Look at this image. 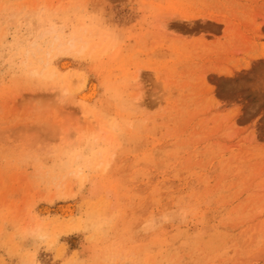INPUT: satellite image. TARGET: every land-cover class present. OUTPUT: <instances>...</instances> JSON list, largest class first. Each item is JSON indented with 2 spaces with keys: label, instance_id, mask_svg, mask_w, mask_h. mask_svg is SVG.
Returning a JSON list of instances; mask_svg holds the SVG:
<instances>
[{
  "label": "rangeland",
  "instance_id": "obj_1",
  "mask_svg": "<svg viewBox=\"0 0 264 264\" xmlns=\"http://www.w3.org/2000/svg\"><path fill=\"white\" fill-rule=\"evenodd\" d=\"M0 264H264V0H0Z\"/></svg>",
  "mask_w": 264,
  "mask_h": 264
},
{
  "label": "clouds",
  "instance_id": "obj_2",
  "mask_svg": "<svg viewBox=\"0 0 264 264\" xmlns=\"http://www.w3.org/2000/svg\"><path fill=\"white\" fill-rule=\"evenodd\" d=\"M176 215H178L181 219H183V218H186L187 213L184 212V210H180V212L177 213ZM173 218L174 217L172 215L165 214L159 218V221L160 223H170Z\"/></svg>",
  "mask_w": 264,
  "mask_h": 264
}]
</instances>
